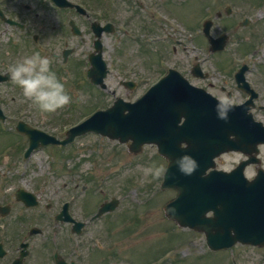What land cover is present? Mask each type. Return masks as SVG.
Instances as JSON below:
<instances>
[{
  "label": "rangeland",
  "instance_id": "1",
  "mask_svg": "<svg viewBox=\"0 0 264 264\" xmlns=\"http://www.w3.org/2000/svg\"><path fill=\"white\" fill-rule=\"evenodd\" d=\"M78 1H86V0H78ZM142 4L149 5V11H159V16L168 15L170 18L171 27L176 31L184 35L185 41L187 43V54L190 55L191 63L194 62V58L196 57L202 64L206 70L210 71V73L216 75L217 71L225 72L226 68L230 66H236V64H241L242 62L247 63L249 66L255 68L253 71V76L256 77V83L258 88L261 89L264 94V71L260 67H264V0H139ZM143 1V2H142ZM183 2V4H182ZM225 6H230L232 8V14L230 16H225L224 14L221 16L220 19H215L216 12H223ZM147 9V10H148ZM162 14V15H161ZM111 16L118 20H124V23L127 25V29L132 30L133 36L137 34V19L133 18L134 15L132 13L126 12L124 10L123 5L120 2H117V7H113L111 9ZM133 18V19H132ZM249 19V23L245 26H241L240 22L244 19ZM212 19L214 20V27L213 33L219 34L222 31H225L229 35V42L227 45V49L222 54H210L208 52L207 43L202 44V37H201V26L203 20ZM130 22L129 24H127ZM179 37V35H177ZM126 49L125 52L127 54H134L137 47L135 45L130 44V42L125 44ZM244 52H247L243 54ZM117 58L116 56H114ZM218 62H222L221 66H218ZM114 73H117L113 70ZM263 78V79H262ZM213 82L216 84L217 80L214 79ZM14 104H17L15 106ZM10 104V108H19L18 103ZM30 114L27 113V117L31 120L33 125H36L38 128L43 129L46 132H50L53 134H57V131H54L55 124L64 126L68 122L74 120V117L68 118L66 115L57 113V121L53 120L56 116V112H32L34 111V106L31 105ZM65 110V106L61 107ZM15 110V109H14ZM39 110V109H38ZM36 111V110H35ZM16 113V112H15ZM65 114V113H64ZM260 119H264V115L257 113ZM60 119V120H59ZM14 123H10V126H13ZM12 136L10 135V138ZM82 142L86 143L85 145L75 148L74 154L77 158L69 160L65 162L64 158L58 156V154H49V151L46 149L40 148L37 149L32 156L28 159V167L23 166L21 164L20 156L14 153L10 156V160L7 164L1 162L0 159V204L4 205L7 203L10 205V187L8 190L7 195L3 198L5 193V188L9 184V180L12 176L16 178H21L23 175L20 174V170L24 171L29 169V172L26 173L29 175L26 179H34V178H46V179H58L54 184V187H57L60 183L65 181V179H69V176L62 175L61 177L55 178V172L60 171V167L62 163H75L78 160L79 166L73 167L69 165H65V170L62 173H67L69 170H72L71 173L74 172V175L77 176L78 173H86L89 175L92 174V178L94 179V183L91 185V189L96 192V197L99 199H103L108 197L107 189H110L112 193H119L123 191L126 186L122 185L125 184V180L128 178V174H130L132 182L133 175L137 176V180H141L142 185L140 189L136 190V196L140 197L141 195H145L146 190L150 189L151 184H155L156 182L154 179L145 180L142 174L141 169L138 164L134 167L130 168V172L124 173V167L122 168V175L111 179V176L106 178L109 172L114 173L118 165H120L124 160H131L127 159V157H122L120 162L117 164L115 163L116 159L111 158V149L109 146L105 145V142L102 139L97 137L86 136L82 138ZM151 150L150 147H147L141 156L138 158L144 159L145 156L149 157V151ZM51 152V151H50ZM7 155V153H6ZM54 155V156H52ZM143 155H145L143 157ZM147 157V158H148ZM152 162H159V158L156 155H152ZM136 158V159H138ZM238 158L237 155H227L224 156L222 159L218 160V166L229 168L233 162ZM263 167H264V153L261 155ZM108 164V167L106 165ZM127 163L126 165H128ZM148 164V163H146ZM61 165V166H60ZM125 165V166H126ZM19 166V168H18ZM20 169V170H19ZM76 170V171H74ZM120 173V172H119ZM13 178V177H12ZM141 178V179H140ZM152 185V186H153ZM32 186V185H30ZM99 189H102V195L97 194L99 193ZM152 191L148 195V199L157 201V196L154 193L155 188H151ZM144 190V191H143ZM141 191V193H140ZM130 196H134V193L129 194ZM170 197V195H161L160 200H162V204ZM133 197L125 198L123 209L126 207L128 200ZM167 198V199H166ZM166 199V200H165ZM142 205L146 202H143L144 199H141ZM164 201V202H163ZM148 202V201H147ZM137 202L135 205H141ZM149 204V202H148ZM149 206H144L142 211L144 214H147L148 218L139 226L150 225L152 227V233L150 230L145 231L144 235L140 238L143 242V246L146 244H151L153 239L156 240L159 236V233H162V225L160 223V217L163 219L162 215V207L154 208V209H147ZM132 210H139L137 208H133ZM120 211V210H119ZM118 211V213H120ZM8 223L10 224V214L5 218ZM119 221V220H118ZM120 229H115V234L113 235V240H120L124 242L122 239L121 234H118L123 226H127L125 224H120ZM154 227H156L157 231L154 232ZM103 237V236H102ZM174 242H172V247L175 250V254H178L180 257L188 256L187 254L193 249V253L195 257H201L199 255L201 252L202 254H206L204 248V240L202 236L198 234L186 235L181 233L174 232ZM183 237H185V243L187 244L185 248L181 251L179 249L183 246ZM139 241V234L135 236V242ZM161 242L163 243L164 248H159L158 250V260L161 252L163 249L168 247L167 237L165 235H161ZM202 250V251H201ZM235 252H237L234 249ZM180 252V253H178ZM229 253V252H225ZM243 256L250 255L249 252H241ZM193 257V258H195ZM209 258V254L207 255ZM190 260V257H187L184 260L179 259H172L170 264H211L206 258L203 260H198V263L193 262ZM242 262L239 264H253V262L248 261L246 258L243 257L241 260ZM215 264H228L223 260L222 257H218L215 259Z\"/></svg>",
  "mask_w": 264,
  "mask_h": 264
},
{
  "label": "flooded vegetation",
  "instance_id": "2",
  "mask_svg": "<svg viewBox=\"0 0 264 264\" xmlns=\"http://www.w3.org/2000/svg\"><path fill=\"white\" fill-rule=\"evenodd\" d=\"M87 7L90 10L86 19H83L77 17L81 15L76 10L62 8L52 0H0V109L5 116L0 123L3 129H10V104L16 102L15 96L10 93L21 92L19 86L11 81L6 69L25 54L39 51L41 55L49 56L52 68L61 77L67 78L69 89L96 88L87 77L91 66L89 55L95 40L94 30L90 28L94 19L93 5L87 4ZM71 22L77 27V34H73ZM108 36L107 32H102L101 40ZM101 57L108 66L111 65V55L104 49L101 50ZM109 75L108 71L106 85L109 84ZM125 77L126 80H133L131 88H141L142 71ZM253 80L255 77L251 78ZM220 89L225 91L224 87ZM28 101L24 100L23 103L29 104ZM1 133L5 135L7 132ZM17 204L25 208L22 203ZM77 208L83 211L89 209L88 206ZM37 223H41L40 236L43 242L37 239L40 236L37 237L34 227H27ZM49 223L51 221L42 220L39 213L26 214L21 211L16 219L12 217L10 243L2 244L0 264H116V257L119 256L116 246L104 243L101 253L95 245L87 248L82 242L63 241L56 233L50 234ZM71 228L72 224H68V232ZM100 257L102 263L98 262Z\"/></svg>",
  "mask_w": 264,
  "mask_h": 264
},
{
  "label": "clouds",
  "instance_id": "3",
  "mask_svg": "<svg viewBox=\"0 0 264 264\" xmlns=\"http://www.w3.org/2000/svg\"><path fill=\"white\" fill-rule=\"evenodd\" d=\"M51 63L49 56L35 51L17 58L6 69L11 81L19 86L23 97L44 112L56 111L73 99L66 83L67 78L61 77L52 68ZM213 96L215 99L213 107L217 118L227 120L229 112L236 103L234 97L223 89H216ZM175 165L184 175H191L199 167L196 158L187 152L176 157ZM138 167L145 180L159 178L165 173V166L156 162Z\"/></svg>",
  "mask_w": 264,
  "mask_h": 264
},
{
  "label": "water",
  "instance_id": "4",
  "mask_svg": "<svg viewBox=\"0 0 264 264\" xmlns=\"http://www.w3.org/2000/svg\"><path fill=\"white\" fill-rule=\"evenodd\" d=\"M195 95L196 94H194V96ZM194 96L193 99L195 101L190 106H188V108L191 109V116L196 118L193 121L195 129L194 132L191 133L192 135H194L190 137V142L193 141L195 143V148L194 154H190L196 158L198 163H201L202 159L207 162L209 161L210 157H213L214 155L222 152L225 149L224 147H227L228 149L231 148L233 146V143L229 140L226 141L225 132L222 133V131L219 130L220 119L217 118L216 112L213 107L215 101L213 99H210L206 95ZM222 122H225V120H222ZM199 134H201L202 137L195 136ZM197 170L204 171L205 168L198 167ZM238 182L240 183V185L248 187L246 188V191H249L241 200L240 204L246 209L252 210L253 212L255 210L264 208L260 203V198L256 194V192L259 193V195L263 199L264 192L262 191L263 189L260 181H255L248 184L244 181L241 175L238 176ZM198 183L199 180L196 182H191L192 185H197ZM189 196L190 193L189 191H187L186 197L188 198ZM204 203L206 210H215V207L208 205L206 201ZM186 210L188 212L186 214L187 219L192 220L191 217H195L197 219L199 218L197 215V213H200L199 209L193 206V204H187ZM204 224L205 227L203 229L206 232L207 243L210 247H215L216 245H220L223 243H229V237L224 238L226 233L223 232L222 234L220 232L217 227L218 223L215 218L206 219Z\"/></svg>",
  "mask_w": 264,
  "mask_h": 264
}]
</instances>
